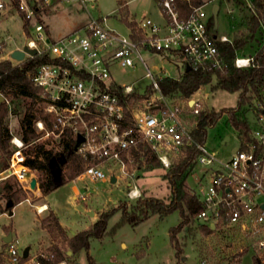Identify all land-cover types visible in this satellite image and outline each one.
Returning <instances> with one entry per match:
<instances>
[{
	"label": "built area",
	"instance_id": "obj_1",
	"mask_svg": "<svg viewBox=\"0 0 264 264\" xmlns=\"http://www.w3.org/2000/svg\"><path fill=\"white\" fill-rule=\"evenodd\" d=\"M61 1L70 0H0V14L15 11L23 21L36 23L33 26L36 38L28 39L25 46L34 49L35 54L45 53L56 59L41 63L29 75L30 81L40 89L43 110L51 123L47 128L37 120V132L46 136L50 133L54 138L66 131L76 139L81 135L82 140L75 146L85 162L81 175L93 180H110L111 176L102 169L109 163H117L126 173L123 157L128 158L139 145L148 147L166 169L185 155L187 147H195V167L201 166L195 195L202 208L194 220L210 226L212 232L239 237L246 243L241 250L252 249L256 264H264V91L248 106L247 111L253 117L248 138L237 132L238 149L221 159L211 154L204 142L193 137L197 116L202 110L199 98L178 100L163 94L158 79L165 76L153 77L148 68L145 75L151 79L147 87L152 93L136 105L126 104L116 93L121 88L124 96L129 95L134 91L131 85L108 83L113 62L126 67L140 60L145 65L140 49L170 52L182 62V71L186 65L201 71H224L226 64L215 42L231 40L209 31L211 11L207 13L204 5L210 0H203L199 5H193L192 0H157L161 22L150 18L135 22L134 32L140 34L138 39L132 36L133 31L126 36L107 27L103 17L91 18L81 30L51 40L43 33L44 22L40 20L51 4ZM244 1L249 6L250 0ZM182 4L187 6L185 13L181 11ZM4 41L0 38V51ZM252 61V56L236 55L233 65L247 67ZM3 98L2 102L8 105V99L4 95ZM9 133L10 153L3 159L0 151V216L9 215L2 188L10 179L15 180L21 191L34 190L30 181L35 176L25 164L23 153L27 145L17 134L10 130ZM37 185L36 179L35 188ZM127 196H140L136 184L129 183ZM36 211L41 212L39 207ZM3 236L0 264H43L44 259L53 258V253L46 250L33 253L28 250L23 257L24 248H19L17 237L11 234V239L4 242ZM237 261L232 256L225 260L227 264ZM55 264L69 263L61 260Z\"/></svg>",
	"mask_w": 264,
	"mask_h": 264
},
{
	"label": "rangeland",
	"instance_id": "obj_2",
	"mask_svg": "<svg viewBox=\"0 0 264 264\" xmlns=\"http://www.w3.org/2000/svg\"><path fill=\"white\" fill-rule=\"evenodd\" d=\"M207 1V0H205ZM211 3L218 4L217 28L213 30L214 34H226L229 38H239L247 35L248 23H244L241 13L237 23H230V15L227 10L230 9V3L224 0H210L204 8L207 13L211 10ZM134 16V21L130 16ZM105 17V25L116 32L128 36L130 31L135 30V22L142 18H150L153 21L161 22L159 16V7L155 0H70L61 1L50 5L48 11L40 20L44 25L43 33L51 40L81 30L91 19H101ZM245 17V16H244ZM23 19L15 11H6L0 14V38L5 39L3 49L0 51V61L8 60L11 64H17L19 61L11 58L9 52L15 49H22L28 39L36 38V31L33 26L36 23H27V31L23 27ZM130 25L133 28H130ZM132 29V30H131ZM136 39L140 38L139 32H134ZM244 49L237 51V56H252L255 45L248 43ZM140 55L145 63L135 60L133 66H120L116 62L110 64V85H131L134 91L140 94L144 93V88L149 86L151 79L145 75L148 68L153 77L159 75L179 77L183 70L182 62L170 52H156L152 50L140 49ZM27 57L25 55L24 59ZM222 73L223 71H217ZM214 75L211 83L199 87L189 97H197L201 101V112L221 111L223 109L236 106L238 99L237 91H226L220 88H212L215 83ZM150 92L149 95H151ZM171 97L184 99L187 97L175 94ZM249 105L256 98L251 92L246 94ZM8 112L6 122L9 130L15 133L18 125L19 116L13 112V101L7 98ZM134 102L136 105L140 102ZM244 107V106H243ZM251 107V106H250ZM17 110V107H16ZM247 122L250 127L253 126L252 113L246 111ZM190 118V117H189ZM36 127V125H35ZM37 131V127H36ZM228 138H225V137ZM54 136L39 133L36 139L39 142L53 141ZM224 140V141H223ZM50 143L45 144L48 147ZM206 148L217 158L226 159L232 155L239 147L237 131L227 121L226 112L216 120L213 126L206 130L204 141ZM10 149V146H9ZM57 149V148H56ZM139 148L137 151L138 152ZM141 153V152H139ZM126 173L122 172L117 163L103 165V171L117 177L115 182L106 179L93 180L87 175L79 174L76 178L66 181L46 195V201L57 214L58 218L71 229H81L89 222L90 216L98 219L102 212L116 209L108 218L105 233L101 237H91L87 250H80L72 255L68 261L69 264H89L88 256L95 264H227L225 260L229 256L237 258L236 264H256L254 252L252 249L241 250L243 240L237 236H225L217 232L203 233L199 229L200 222L192 220L188 228H182L175 234V241L170 240L169 230L178 224L180 217L177 211L167 214L159 219L156 214L150 215L145 220L131 225L123 223L111 230L116 222L119 221L121 210L119 206L125 203L128 208L133 205L139 197L154 196L166 199L169 195V187L163 174L166 168L157 167L147 169L145 157L141 154L136 156L130 153L125 157ZM131 159V161H129ZM178 160V159H177ZM175 160L174 162H176ZM168 169V168H167ZM37 179L39 173L32 172ZM66 176V175H65ZM201 176V166L195 169L186 178V189L195 194L198 192L197 179ZM130 184H136L140 190V196L129 198L127 190ZM12 189H19L14 179L9 180ZM38 184V183H37ZM37 187L33 191H22L27 200L23 199L20 203L12 207L11 215L0 216V238L3 233H11L18 239L19 248L30 246V252L33 253V245L36 241L35 252L45 251L51 240L57 242L61 251L68 247V229L65 231V239L59 238V232L54 231L49 235L45 230L39 233V221L44 217L50 207L48 206L41 213H37L34 206L44 202V196L37 194ZM77 189V191L75 190ZM5 188H2L5 197ZM7 200V198L5 197ZM43 199V200H42ZM87 209L91 213H87ZM90 227V226H89ZM124 243L125 246H122ZM180 249V253L177 251Z\"/></svg>",
	"mask_w": 264,
	"mask_h": 264
},
{
	"label": "trees",
	"instance_id": "obj_3",
	"mask_svg": "<svg viewBox=\"0 0 264 264\" xmlns=\"http://www.w3.org/2000/svg\"><path fill=\"white\" fill-rule=\"evenodd\" d=\"M202 0H192L193 5H199ZM249 23L247 35L233 39L232 42H215L226 68L222 73L213 71H201L190 68L181 73L177 78L165 76L158 79V87L165 95H181L189 97L199 87L210 84L213 75L215 83L212 88H220L226 91H237L238 99L236 106L223 109L221 111H204L197 116L196 127L193 130V137L196 141L203 143L206 137L208 127L214 125L216 120L221 116L223 111L226 112L227 121L239 133L248 138L249 125L247 122L246 111L250 101L247 100L246 94L251 92L255 97H260L264 91V0H250L249 6ZM24 30L27 29V22H23ZM131 26V25H130ZM208 29L212 33L214 29L213 17L208 19ZM132 27V26H131ZM27 31V30H26ZM135 38V37H134ZM250 43L255 45L252 56V65L238 68L233 65V58L237 51L243 49ZM56 61L47 54H34L27 56L17 64H11L10 61H0V93L10 101H13V112L19 116L17 134L26 144L23 150L25 164L32 171L38 172L37 178L38 189L42 196H46L58 186L68 180L76 178L84 170L85 162L75 151L76 138L70 132L63 133L59 138L50 142H39L36 139L39 133L36 131L35 122L41 120L44 125L51 127L50 117L44 112V100L40 97V89L30 81L29 75L43 62ZM151 92L149 87L143 94L135 91L124 96L122 89L118 88L116 93L126 104H133L136 101L148 96ZM244 106V107H243ZM17 107V110H16ZM8 108L4 102L0 103V151L3 159L10 153L9 150V128L6 122ZM50 143L48 147L45 144ZM57 148V149H56ZM141 152V153H139ZM133 154H139L145 157L147 169L162 167L160 161L153 152L146 146L139 145V151H133ZM197 150L195 147H187L186 153L176 162H173L163 174L169 187V195L166 199L154 196L137 198L129 208L125 203L120 204L121 216L119 221L114 224L111 230L123 223L136 225L145 220L150 215L156 214L162 219L167 214L177 211L180 217L178 224L169 230L170 240L178 246L175 241V234L182 228H188L189 223L194 220L195 215L201 210L202 205L197 196L188 192L185 181L188 175L195 169V158ZM59 163V173L55 172L53 161ZM5 165L3 162L2 166ZM66 175V176H65ZM5 197L13 202V206L23 199H26L20 189H12L10 184L4 185ZM112 209L102 212L98 219L86 230H81L66 239L68 250L71 254L67 255L66 250L61 251L57 245L49 246L46 251L53 253L52 259H44L43 264H55L62 259L69 260L70 257L80 250H87L89 239L91 237H101L105 233L108 218L115 212ZM39 226L53 234L58 230L62 233L57 217L50 210L39 221ZM203 233H210L212 229L208 225H199ZM178 249L177 253H180ZM89 264H95L88 256ZM180 264V263H178Z\"/></svg>",
	"mask_w": 264,
	"mask_h": 264
},
{
	"label": "crops",
	"instance_id": "obj_4",
	"mask_svg": "<svg viewBox=\"0 0 264 264\" xmlns=\"http://www.w3.org/2000/svg\"><path fill=\"white\" fill-rule=\"evenodd\" d=\"M156 1V3H157V0H155ZM203 1V0H202ZM224 1H226L227 3H230V9H228L227 10V13L230 15V23H237V22H239L238 21V18H237V16L239 17L240 16V14L242 13L243 14V19H244V23H249V15H250V13H249V11L247 10V3H246V1H244V0H224ZM214 4V3H213ZM219 7V6H218ZM186 10H187V6L185 5V4H182L181 5V11L182 12H186ZM46 11H48V9L46 10ZM218 14V13H217ZM159 16H160V13H159ZM245 16V17H244ZM134 19V16L133 15H131L130 16V20H133ZM160 19H161V16H160ZM134 21V20H133ZM156 22V21H155ZM130 28H133V27H131L130 26ZM221 34H223V35H226V34H224V33H221ZM220 35V34H219ZM133 37H134V35H132ZM227 36V35H226ZM228 37V36H227ZM229 38V37H228ZM230 40H231V42L233 41V39L234 38H229ZM247 46H249V44L247 43L245 46H244V48H246ZM251 46V45H250ZM243 48V49H244ZM236 56V55H235ZM234 56V57H235ZM253 56V55H252ZM183 72V71H182ZM79 177V176H78ZM117 180V177L115 178V181ZM114 181V182H115ZM75 190L77 191V189L75 188ZM40 191H39V189H38V187H37V194H40L39 193ZM46 199V196H44V202H41L40 204H45L46 205V208L45 209H47V207L49 206L50 207V205L47 203V201L45 200ZM25 200H27L28 201V199H25ZM43 200V199H42ZM21 202V201H20ZM19 202V203H20ZM35 207V209H36V207H38V205H36V206H34ZM12 209V208H11ZM45 209H43L41 212H43ZM50 210L54 213V215L57 217V219H58V223H59V225H60V227H61V230H62V233L61 232H59L58 230V234H59V238L60 237H63V239H65V231H67L66 230V228L68 229V232H69V237L71 236V235H73L74 233H76V232H78V231H81V230H86V229H88L89 228V226H91L96 220H97V218H96V216H94V217H91L90 216V219H89V222L87 223V224H85V226L84 227H82L81 229H77V230H74V229H71L70 227H68L66 224H64L59 218H58V216H57V214L53 211V209L50 207ZM11 212H12V210H11ZM41 212H39V213H41ZM90 210L89 209H87V213H89L90 214ZM38 213V212H37ZM43 230H45L46 231V233H48L47 232V230L46 229H44V228H41L40 226H38V231H39V233H38V235H37V238H39V236H40V232H42ZM7 234V233H6ZM11 234V233H10ZM49 235H51L50 233H48ZM37 241V240H36ZM36 241H35V243H34V245H33V252H35V250H36ZM51 242H52V244H48L47 245V247L46 248H48L49 246H51V245H53V244H56L57 242H54V240H51ZM122 246H125L124 245V243H122ZM26 247H28V250L30 251V246L29 245H27ZM67 253L68 254H70L71 252H70V250H68L67 251ZM62 260H65V261H67L66 259H62ZM61 261V260H60ZM68 262V261H67Z\"/></svg>",
	"mask_w": 264,
	"mask_h": 264
},
{
	"label": "water",
	"instance_id": "obj_5",
	"mask_svg": "<svg viewBox=\"0 0 264 264\" xmlns=\"http://www.w3.org/2000/svg\"><path fill=\"white\" fill-rule=\"evenodd\" d=\"M217 13H218V4L217 3H214L212 5V8H211V15L213 17V22H214V29L217 28ZM36 53V51L34 49H30L26 46H24L22 49H15L11 52L10 56L11 58L17 60V61H21L24 59L25 55H34ZM189 69V66L186 65V68L185 70H188ZM3 95L0 93V103L3 101ZM225 138H228L227 136ZM82 140V136L81 135H78L77 136V139H76V145L77 143ZM224 141V140H223ZM75 145V146H76ZM61 160H59V162L57 160H54L53 161V165L55 167V172L56 173H59L60 169H59V163H60ZM110 181L111 182H114L115 181V177L114 176H111L110 177ZM35 184H36V179L33 177L30 181V187L32 189L35 188ZM6 206L10 209L9 210V215L12 214L11 212V208L13 207V202L11 200H7V203H6ZM262 208L264 209V203L262 204ZM91 213V212H90ZM211 227H213L211 225ZM11 239V234L10 233H7L6 235L3 236V241L4 242H8L9 240ZM27 251H28V247H25L24 250H23V257H25L27 255Z\"/></svg>",
	"mask_w": 264,
	"mask_h": 264
},
{
	"label": "bare ground",
	"instance_id": "obj_6",
	"mask_svg": "<svg viewBox=\"0 0 264 264\" xmlns=\"http://www.w3.org/2000/svg\"><path fill=\"white\" fill-rule=\"evenodd\" d=\"M38 207H39V210L42 211L43 209L46 208V205L45 204H39Z\"/></svg>",
	"mask_w": 264,
	"mask_h": 264
}]
</instances>
